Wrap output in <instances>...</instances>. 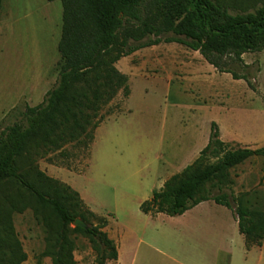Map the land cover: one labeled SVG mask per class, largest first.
Instances as JSON below:
<instances>
[{
	"label": "rangeland",
	"instance_id": "rangeland-1",
	"mask_svg": "<svg viewBox=\"0 0 264 264\" xmlns=\"http://www.w3.org/2000/svg\"><path fill=\"white\" fill-rule=\"evenodd\" d=\"M236 1L244 5V0ZM258 5H264V0ZM62 24L61 0H4L0 9V131L21 121L26 106L41 104L56 86ZM243 58L244 67L236 70L249 74L255 90L247 80L220 73L183 44L162 42L142 48L116 64L129 77L131 94L126 98L120 92L103 109L105 120L89 147L70 144L63 152L25 160L22 165L24 169L33 165L78 191L94 211L92 216L83 207L92 224L97 225L100 217L108 219L104 231L123 251V264H129L133 246L141 238L145 243L138 248L137 264H175L165 261L168 256L188 264H198L201 257L216 258L217 264H264V248L248 247L238 225L232 230L231 252H222L217 245H204L198 233L181 235L177 217L167 215L160 226L147 224L140 209L162 181L181 172L208 144L213 122L232 150L264 146V50ZM229 179L223 192L234 209L243 199L245 206L264 211V157H252L232 168ZM213 193L221 192L214 188ZM13 222L28 255L23 264H52L50 257L41 256L46 230L35 212L29 208L15 213ZM218 233L216 243L221 242ZM74 239L77 264H97L90 238L76 233Z\"/></svg>",
	"mask_w": 264,
	"mask_h": 264
},
{
	"label": "trees",
	"instance_id": "trees-1",
	"mask_svg": "<svg viewBox=\"0 0 264 264\" xmlns=\"http://www.w3.org/2000/svg\"><path fill=\"white\" fill-rule=\"evenodd\" d=\"M61 1L57 84L41 104L26 106L21 121L0 131V264L27 260L13 216L29 208L45 227L46 249L41 256L50 257L52 264H77L76 233L90 238L97 264L118 260V246L104 231L109 220L100 217L97 225L92 224L83 207L94 213L78 191L22 164L63 152L70 144L89 147L94 142L105 120L103 109L120 92L126 98L131 94L129 77L116 67L122 58L162 42L180 43L199 52L220 73L247 80L256 89L249 74L240 75L236 67H244V54L264 50L260 0H244L242 6L236 0ZM256 156L264 157V146L232 150L213 122L209 142L198 158L170 177L140 209L153 217L160 213L176 217L213 200L233 211L248 247L263 246L264 211L245 206L243 199L234 209L223 192L230 183V170ZM214 188L221 193L215 195ZM77 219L89 228L72 227Z\"/></svg>",
	"mask_w": 264,
	"mask_h": 264
},
{
	"label": "crops",
	"instance_id": "crops-1",
	"mask_svg": "<svg viewBox=\"0 0 264 264\" xmlns=\"http://www.w3.org/2000/svg\"><path fill=\"white\" fill-rule=\"evenodd\" d=\"M206 143L207 142L204 143L203 145L204 147L206 146ZM201 150L202 149H199L192 157V160H190L188 163L192 164L198 158V155ZM164 183L165 181H162L161 183L162 185L160 186V189L163 187ZM176 217H177L176 221H177L179 233L180 234L183 233L181 235L183 236L188 235V233L191 232L198 233L199 238L204 243V245L207 244L208 245L212 244L213 246L217 245L222 252H227V250H229V253L231 252L233 246L232 230L233 228H235V225L236 226L238 225L239 227L238 220L236 219L231 209L227 208L226 206L220 205L213 200H209L200 203L199 205L185 212L183 215ZM166 218H168V216L163 213L158 214L156 217H153L150 214H145V220L147 224L153 223V224H158V226H160V224L163 221L167 220ZM217 232H219L218 233L219 239H221V242L218 243H216V241H218L216 237ZM144 243H145L144 240L141 238L139 239V242L138 241L136 242L137 245L133 246L134 247L133 253L131 259L129 260V264H137L139 257L138 248L140 244H144ZM263 248L264 245L261 247V249ZM159 254L162 255L163 257H166V254L162 251H159ZM122 258H123V251L121 250V248H119V258L117 264H123ZM170 260L175 264H188L186 262H180V260L178 259H173L170 256H168L165 259V261H170ZM197 261L198 264H217L216 258L208 259L205 257H201Z\"/></svg>",
	"mask_w": 264,
	"mask_h": 264
},
{
	"label": "water",
	"instance_id": "water-1",
	"mask_svg": "<svg viewBox=\"0 0 264 264\" xmlns=\"http://www.w3.org/2000/svg\"><path fill=\"white\" fill-rule=\"evenodd\" d=\"M74 225H75V227H77V226H81V227H83V228H85V229L89 228V225L86 224V223H85L84 221H82L81 219H77Z\"/></svg>",
	"mask_w": 264,
	"mask_h": 264
}]
</instances>
